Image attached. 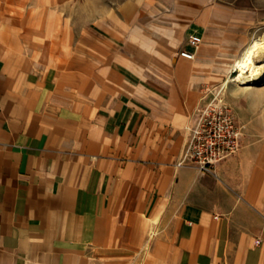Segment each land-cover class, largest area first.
Listing matches in <instances>:
<instances>
[{"label":"crops","instance_id":"obj_1","mask_svg":"<svg viewBox=\"0 0 264 264\" xmlns=\"http://www.w3.org/2000/svg\"><path fill=\"white\" fill-rule=\"evenodd\" d=\"M67 1L0 0V264H264V87L226 89L242 147L216 174L178 165L255 14Z\"/></svg>","mask_w":264,"mask_h":264},{"label":"built area","instance_id":"obj_2","mask_svg":"<svg viewBox=\"0 0 264 264\" xmlns=\"http://www.w3.org/2000/svg\"><path fill=\"white\" fill-rule=\"evenodd\" d=\"M190 41L199 47L203 38L194 35ZM182 56L194 58L195 53L184 51ZM225 91V84L208 88L210 98L194 113V123L189 127V138L178 165L193 164L201 173L216 174L222 160L241 150L243 128L225 98Z\"/></svg>","mask_w":264,"mask_h":264},{"label":"rangeland","instance_id":"obj_3","mask_svg":"<svg viewBox=\"0 0 264 264\" xmlns=\"http://www.w3.org/2000/svg\"><path fill=\"white\" fill-rule=\"evenodd\" d=\"M67 1V0H66ZM77 1V0H75ZM82 4V18L85 15V11L86 9H88V7H85L88 4L94 5V4H100V3H107V4H112L114 6H117L121 3H123L124 1L127 0H79ZM161 2H165L167 0H159ZM212 1V0H211ZM214 2L217 3H225V4H232L234 5V7H236L238 12L240 13H250V19L252 21L253 19V15L255 14V18H256V25H257V30H256V36L255 37H260L264 35V0H213ZM67 2H72V0H68ZM246 10V11H244ZM246 20H248V16L246 17H242ZM254 38L251 39V41ZM250 43V42H249ZM249 43L247 45H249ZM244 52L241 53V56L239 58L242 57ZM235 61L234 60L232 62V65L229 67H226V71H227V76L225 78L224 84L226 86V89L228 88V90L232 89H240L242 87H240L236 81L232 80L237 74H238V69L235 66ZM234 66V67H233ZM261 87V86H260ZM262 87H264V84L262 85ZM257 88V87H256ZM247 89V88H244ZM254 89V88H253ZM248 90H252V89H248ZM230 97L232 96V93L230 95ZM234 99L237 98V100H241L242 103L249 104V99L251 97H249L248 93H242L240 95H235V97H233ZM230 100H233L230 98ZM246 110H249L248 107H246Z\"/></svg>","mask_w":264,"mask_h":264},{"label":"bare ground","instance_id":"obj_4","mask_svg":"<svg viewBox=\"0 0 264 264\" xmlns=\"http://www.w3.org/2000/svg\"><path fill=\"white\" fill-rule=\"evenodd\" d=\"M235 66L239 72L232 80L240 87L253 89L264 84V35L251 41Z\"/></svg>","mask_w":264,"mask_h":264}]
</instances>
